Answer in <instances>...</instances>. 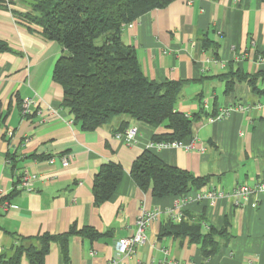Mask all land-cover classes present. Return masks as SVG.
I'll use <instances>...</instances> for the list:
<instances>
[{"label":"crops","instance_id":"obj_1","mask_svg":"<svg viewBox=\"0 0 264 264\" xmlns=\"http://www.w3.org/2000/svg\"><path fill=\"white\" fill-rule=\"evenodd\" d=\"M30 0H11L0 9V189L11 198V208L0 211V256L7 261L18 238L66 234L90 228L97 240L72 236L67 264H264V193L254 194L236 206L223 197L214 204L200 198L211 187L225 195L237 186L264 181V0H175L152 10L121 34L132 48L143 75L155 83L180 81L183 86L175 110L191 116L202 110L181 147L156 148L152 128L129 118L114 119L107 127L83 132L63 109L61 86L52 72L62 53L59 44L45 40L41 29L12 16L29 11ZM216 45V57L202 48V40ZM209 60V61H207ZM228 73L256 75L255 90L234 81L226 93ZM35 101L32 115L23 117L21 104ZM230 114L212 120L219 110ZM122 122L137 125L132 144L114 137ZM150 151L168 166L195 177H210L209 185L192 191L182 203L178 197L155 198L141 191L130 177L133 162ZM69 162L62 167L61 157ZM115 163L122 178L113 197L94 205L92 185L101 165ZM34 178L30 191L18 189L23 173ZM178 209L185 220L204 218L209 227L228 226L219 239L217 254L201 256L199 245L188 239L159 237L168 221L166 210ZM141 210L158 216L144 231L145 241L130 256L116 254L118 239L131 236ZM20 264H29L23 256ZM44 264H66L60 247L51 244Z\"/></svg>","mask_w":264,"mask_h":264},{"label":"trees","instance_id":"obj_2","mask_svg":"<svg viewBox=\"0 0 264 264\" xmlns=\"http://www.w3.org/2000/svg\"><path fill=\"white\" fill-rule=\"evenodd\" d=\"M175 0H30L29 11L12 16L41 29L42 37L56 42L62 48L52 72V80L61 86L60 106L73 117V124L83 132L107 127L114 119L129 118L152 128H164V133L152 136L153 144L183 143L191 135V126L201 119L202 110L191 116L175 110L183 82L155 83L142 73L135 51L121 40L123 29L146 13L163 9ZM11 0H0V9ZM202 48L211 50L216 57V45L202 40ZM0 42V53L8 51ZM264 76V75H263ZM256 75L228 73L226 93L234 81H244L255 90ZM264 92V91H263ZM128 127L122 122L114 133ZM120 165L109 162L98 169L93 179L94 205L109 201L122 178ZM130 177L139 190L150 189L155 198L178 197L183 201L192 191L206 188L210 177H195L189 172L168 166L153 153L144 151L132 164ZM17 193L14 189L6 200ZM184 216V215H183ZM204 218L188 217L175 223L168 219L160 227L159 237L172 236L188 239L199 245L204 259L214 257L219 239L228 236V226L221 230L209 227L203 232ZM97 240L100 235L90 228L71 229L66 234H44L35 238H18L17 245L7 261L0 256V264H20L24 256L29 264H44L50 245L60 247L67 264V245L72 236Z\"/></svg>","mask_w":264,"mask_h":264},{"label":"built area","instance_id":"obj_3","mask_svg":"<svg viewBox=\"0 0 264 264\" xmlns=\"http://www.w3.org/2000/svg\"><path fill=\"white\" fill-rule=\"evenodd\" d=\"M260 60H264V55L259 58ZM209 61V60H207ZM35 106V101L32 99H26L21 104V114L23 117H28L32 115L33 111L32 108ZM230 114V110L223 109L219 110L218 114L214 116L212 120H223L227 118ZM138 128L137 125H132L130 127H127L123 132L114 134V137L118 140L124 141L126 144H132L137 136ZM156 148H165V147H181L182 143H172L170 145H164V144H153ZM69 162L68 156H62L61 157V164L62 167H66ZM34 178V176L29 175L28 173H23L20 184L18 189L20 191H30V182ZM256 193H264V181H261L259 183H256L252 186L250 185H241L237 186L235 189H233L229 194L225 195L220 190L211 187L205 192L201 191L200 198H203L212 205L217 200L223 198V197H229L232 198L235 202L236 206H240L241 202L248 201L254 194ZM8 194L0 189V211L5 213L11 208L10 201L6 200V196ZM186 198L181 200L183 203ZM166 215L169 219L173 220L175 223H179L185 218L181 214L180 210L176 209H169L166 210ZM158 216L157 211H146L141 210L139 214L137 215L136 221H135V232L128 237L120 238L117 240L115 244V251L118 255L123 256H130L132 253H134L135 248L138 245H141L145 241L144 231L146 227L149 225V223L156 219ZM108 264H120L117 260H110ZM161 264H177L176 262L165 260Z\"/></svg>","mask_w":264,"mask_h":264}]
</instances>
